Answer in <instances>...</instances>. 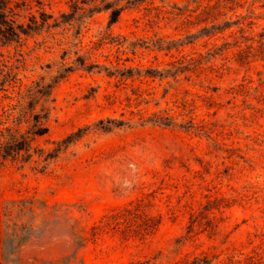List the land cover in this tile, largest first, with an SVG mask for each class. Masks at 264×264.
<instances>
[{
    "label": "rangeland",
    "instance_id": "rangeland-1",
    "mask_svg": "<svg viewBox=\"0 0 264 264\" xmlns=\"http://www.w3.org/2000/svg\"><path fill=\"white\" fill-rule=\"evenodd\" d=\"M6 1L26 32L0 44L7 94L52 88L19 126L46 113V134L0 170V264H264V0ZM138 200L152 236L92 239ZM205 210L215 235H188Z\"/></svg>",
    "mask_w": 264,
    "mask_h": 264
},
{
    "label": "trees",
    "instance_id": "trees-1",
    "mask_svg": "<svg viewBox=\"0 0 264 264\" xmlns=\"http://www.w3.org/2000/svg\"><path fill=\"white\" fill-rule=\"evenodd\" d=\"M104 9L110 10V24L115 23L121 9H112L110 5H106ZM13 15V10L8 7L7 1L0 0L1 45L18 42L21 35H26L25 29L22 25L16 24ZM229 24L230 22L218 25L212 24L202 28L199 33L207 37L223 34L232 27ZM16 83L10 73L0 74V170L7 162H26L30 157L32 137L42 136L47 132V128L41 123V119L46 118V113H43V115L33 114L31 125L24 133L19 131V126L24 115H26L24 114V107H22L24 100H27L25 106L30 107L31 105V109L32 105L36 104L38 100L44 103L52 86L35 83L32 90H27L26 94L22 95L19 89L13 98L7 93L9 89L13 93ZM16 112L19 113L18 116H15ZM69 140L70 138H67L64 143H68ZM148 208V202L138 200L130 203L127 207L103 216L100 222L91 228L92 239H97L107 233H113L119 235L122 242L126 243L132 239L144 240L152 236L161 225L162 217L159 214L154 217L149 216L147 213ZM207 211L210 210L199 213L191 211L189 213V223L186 227L188 235L195 233L197 230L208 232L209 236L215 235L216 226L208 219L209 212ZM177 212L178 210H172L171 215L175 218ZM198 262V259L193 262L186 260L183 261V264H198Z\"/></svg>",
    "mask_w": 264,
    "mask_h": 264
}]
</instances>
